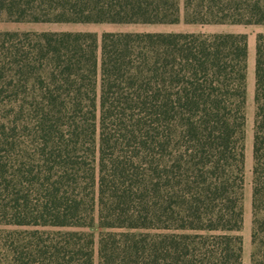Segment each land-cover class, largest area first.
I'll use <instances>...</instances> for the list:
<instances>
[{
  "label": "trees",
  "instance_id": "trees-1",
  "mask_svg": "<svg viewBox=\"0 0 264 264\" xmlns=\"http://www.w3.org/2000/svg\"><path fill=\"white\" fill-rule=\"evenodd\" d=\"M182 21L264 25V0H0V23ZM247 57L239 33L0 30V264H243ZM253 99L264 264V33Z\"/></svg>",
  "mask_w": 264,
  "mask_h": 264
},
{
  "label": "rangeland",
  "instance_id": "rangeland-1",
  "mask_svg": "<svg viewBox=\"0 0 264 264\" xmlns=\"http://www.w3.org/2000/svg\"><path fill=\"white\" fill-rule=\"evenodd\" d=\"M0 30H21V31H83L94 32L101 36L104 32H194V33H239L246 34L248 39V57L246 71V137H245V189H244V225L243 236V264H251V197H252V142L253 122L255 114L254 106V68H255V43L256 37L264 33V25H199L186 24L183 21L178 24H109V23H88V24H64V23H0ZM95 235V252L97 261V242L100 229H92Z\"/></svg>",
  "mask_w": 264,
  "mask_h": 264
}]
</instances>
